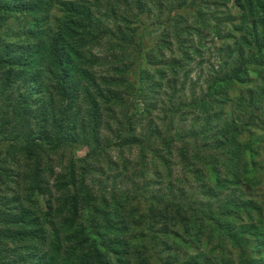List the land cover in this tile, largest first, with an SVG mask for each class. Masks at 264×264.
Segmentation results:
<instances>
[{"label": "trees", "instance_id": "trees-1", "mask_svg": "<svg viewBox=\"0 0 264 264\" xmlns=\"http://www.w3.org/2000/svg\"><path fill=\"white\" fill-rule=\"evenodd\" d=\"M0 264H264V0H0Z\"/></svg>", "mask_w": 264, "mask_h": 264}, {"label": "rangeland", "instance_id": "rangeland-1", "mask_svg": "<svg viewBox=\"0 0 264 264\" xmlns=\"http://www.w3.org/2000/svg\"><path fill=\"white\" fill-rule=\"evenodd\" d=\"M152 31H154V28H152ZM151 35H152V37H154L155 36V33H151ZM210 44L212 46L211 47V50L204 51V56H203L204 62H202V63L199 64V58H198V56H196V57H193L195 59L189 65V68L192 70L191 71V76H190V78L192 79V81H194L198 76H201V78H203L205 76V73L207 72V70H209V66H210L209 65V62L210 61H213L214 62V61H216L218 59V58L215 59V57H214L216 55V52H215L214 48H215V46H219L220 41L215 40V42H214V40H213V42H212V40L210 39V37H208L206 39V45L209 46ZM208 60H210V61H208ZM144 129H145V122L143 121L137 127V132L139 133V132H141ZM102 132H106V131L102 129ZM134 151H135V149H134ZM73 152L77 156H83L85 150L82 149V147H80V148H77L76 150H73ZM110 153H111V156H112L111 157L112 160H115L116 155H117V152L115 150H111ZM67 155H68V153L65 152L64 156H67ZM125 156L126 157H129L131 159H134L135 158V154L134 153H130L128 151H126ZM102 165L104 166V169L103 170L105 171V175H99V174H97V175H95V180L97 182L98 181H101V180H110V182H111V178L116 174V170H115L114 165H112L110 168H109V166H110L109 163H105L104 162V164H102ZM102 165L99 164L98 166L100 168H102L101 167ZM135 165H136V168L138 169L139 168L138 163H136ZM134 170H135V168H134ZM132 171H133V165H132L131 169L129 167L128 173H126V175H125L126 177L120 176V177L116 178V182H120L121 183V180H122V182L125 184L124 185L123 183H121L122 185H124L127 188H131L132 187V183H131L132 181H131V179H135V181L138 180L137 181V182H139L138 185L141 186L140 185V183L142 182L141 180L142 179H145V178L143 176H137V178L136 177H133L132 176V173H131ZM149 171H150V174L148 175V173H147L146 177H148V180L150 181V184L148 186L150 189L160 190V191L166 193L167 195H170V194H173V193L177 194V189L178 188H183L184 191H185V193L188 196H191V195L196 194L198 192L195 189H193L192 187L190 188L187 184H184L183 183V184H181V186H182L181 187V186H179V184L177 182L171 181V180H174L176 178H179L180 175H181L180 172H179V169H177L176 167H173L172 168L171 178H168V177L164 178V175H162L160 173L159 176H161L162 178L160 177L161 179H158L159 180L158 182L156 181V179L155 180H153V179L150 180V178H152V171H154L153 166H151L149 168ZM129 173H131V176L129 175ZM107 176H110V178H107ZM162 179H164V182L163 183H162ZM154 181H155V184H153ZM169 183H170V185L172 187L171 188V191L173 193H170V188H168V186H167ZM178 194H180V193H178Z\"/></svg>", "mask_w": 264, "mask_h": 264}]
</instances>
